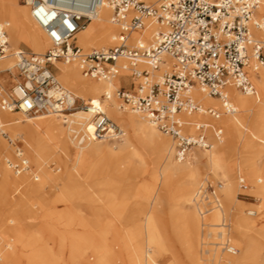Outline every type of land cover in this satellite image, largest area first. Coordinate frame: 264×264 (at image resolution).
Here are the masks:
<instances>
[{"label":"bare ground","instance_id":"1","mask_svg":"<svg viewBox=\"0 0 264 264\" xmlns=\"http://www.w3.org/2000/svg\"><path fill=\"white\" fill-rule=\"evenodd\" d=\"M14 1L0 0V24L7 23L8 36L15 45L25 42L34 52L41 53L48 46L47 36L31 19L25 4L16 8L9 6V3ZM156 1L158 0H154ZM261 1L264 4V0ZM110 15L111 9L105 0L97 11V15L92 17L90 23L88 22L89 24H86L87 26L85 25L75 35L77 44L85 50L113 45L114 35L118 28L110 22ZM116 28L117 31L114 32ZM154 28L152 24L141 32L134 31L130 38L147 40ZM254 31L264 42V32ZM111 32L114 33L111 34ZM54 64L58 69L59 79L63 86L67 87L71 93L73 92L76 98L99 103L104 111L106 109L108 117L121 128L124 135L112 140L113 142H110L112 138H104L77 145L71 138V129L74 126L82 127L84 130L92 129V115L84 109L76 108L67 115V124H65L64 115L21 118L15 116V111L0 110L2 111L0 127L6 125L14 137L19 134L24 136L33 151L30 159L38 166L37 178L33 179L40 180L32 183L27 180L29 171L21 174H15L12 171V174L4 162V165H0V238L12 241V243L7 241L6 246L8 245L10 249L6 254H3L5 244L3 245L0 241L1 264H57V259L52 256L43 237L37 233L36 223L27 220L36 219L38 215L49 220L60 213L74 216L83 209L98 215H111L120 221L129 241L126 248L130 264H152L153 255L167 253L172 256L175 264H181L172 246L174 242L182 246L188 264H202V260L203 264H208V260L212 261L210 264H249V262L264 264L259 260L257 249L253 247V245H258L259 237H264V182L257 178H250L251 186L263 200L259 208V216L254 210H249V214L255 216H244L238 208L237 213L233 214V209L222 206L217 196H215V201H209L211 208L206 209L208 213L201 219L194 210L185 207V204L194 200L198 212L203 215L200 209L202 199L198 190L199 185L194 191L195 184L200 180L201 165L225 181L224 186L220 188V195L226 203L235 204L238 207L235 202L236 190L232 177L235 163L233 159H230V156L235 153V150L231 148L232 136L235 129H238L243 143L242 149L238 151L239 163L242 157L244 172L253 177L255 174L253 154L257 150L255 147H264V139L257 136L255 132L246 135L244 131L247 130L246 124L251 112H254L253 126L255 129L264 127V64L250 73V79L257 91L256 96L245 94L235 87H228L226 95L235 106L236 112L234 114L222 113L227 117L220 118V116L218 119H211V122L202 121L219 124L223 132L225 129L224 137L216 141L208 132L212 140L210 149L191 151L192 148L183 159L184 162L179 159L174 161V143L172 145L169 138L161 136L148 119L126 106L124 108L118 106L114 96L115 86L117 83L121 84L122 78L125 82H129L126 76L127 71H122L120 78L116 76L111 80H98L83 76L75 62L58 60ZM1 70L10 73L16 71L11 54L0 59ZM192 94L203 107L217 108L218 104L221 106L218 97L207 95L197 86L193 88ZM124 110L130 111L129 114H124ZM204 115L184 114V119L201 121ZM243 115L247 116L245 122L240 120ZM189 131L191 132L192 128H189ZM56 149L64 153L61 163L64 171L67 172L68 179L56 193H53L51 187L56 185L58 180L43 167L42 162L46 152L51 153ZM143 149L149 150L150 155H153L152 161L156 166L151 177L160 182L159 191L155 193L154 199L157 203L161 198L168 202V213L171 216L168 221L158 215L157 203L149 204L145 201L154 191V187L142 186L135 192L137 196L131 200L128 190L119 194L118 190L108 188L109 178L99 179L100 171L113 164H120V162L124 163V170L130 168L133 171L145 173ZM7 152H10V147L0 136V154ZM0 156L4 157V155ZM27 159L30 162L28 157ZM236 160L238 161V158ZM81 177L90 180L99 189L90 191L89 188L83 186ZM174 179H180L181 185L173 190ZM45 184L50 192L41 191ZM12 190L20 193L14 202L11 197ZM30 200H36L34 209L29 207ZM80 201L84 202L83 206ZM56 203L66 205L62 207L63 209H57ZM139 213L144 214L142 222L138 220ZM233 221L235 222L234 227ZM51 224L49 221L46 223L44 233L54 234L56 232L53 231ZM204 228H206V236L211 239L210 241L204 240V235L200 237V231L203 232ZM232 231L235 233L236 247L228 241L227 235ZM59 239L64 241L65 237L60 235ZM76 239L77 237L74 236L76 242L72 243L78 247L80 243ZM226 243L228 245L225 249L229 253L222 252L224 248L220 247ZM116 259L109 247L104 246L100 247L97 252L94 264H115Z\"/></svg>","mask_w":264,"mask_h":264},{"label":"built area","instance_id":"2","mask_svg":"<svg viewBox=\"0 0 264 264\" xmlns=\"http://www.w3.org/2000/svg\"><path fill=\"white\" fill-rule=\"evenodd\" d=\"M21 1L51 46L42 53L11 50L8 25L0 24V59L11 54L17 75L10 94H0V110L31 117L64 115L67 124L66 116L78 108V99L57 80L50 68L55 61L75 62L83 76L98 80H111L127 71L131 86L122 83L114 90L120 107L142 114L170 136L176 158L183 160L192 148L211 147L208 132L220 141L223 130L217 123L186 120L182 115L200 113L218 119L222 113L234 114L236 108L226 95L228 87L256 96L250 73L264 64V42L254 31L264 32L261 0H158L156 4L107 0L110 22L118 28L114 43L89 50L77 44L75 35L97 15L105 0ZM152 24L155 28L149 39L130 38L132 32ZM195 86L218 97L221 109L203 107L193 97ZM83 109L92 115V129L74 126L71 138L75 144L123 135L99 103L87 101ZM0 134L7 136L1 127ZM7 139L14 145L13 157L0 156V161L15 174L31 171L21 142ZM31 176L37 178L35 172ZM237 182L241 190L247 189L242 176ZM221 187L222 182L206 181L200 195L214 196L215 188Z\"/></svg>","mask_w":264,"mask_h":264},{"label":"rangeland","instance_id":"3","mask_svg":"<svg viewBox=\"0 0 264 264\" xmlns=\"http://www.w3.org/2000/svg\"><path fill=\"white\" fill-rule=\"evenodd\" d=\"M147 1L152 3V4H156L158 2V1L154 2V0H147ZM20 5H23L21 0H15L12 3H9V6L12 8H16ZM28 12H29V9H28ZM89 23L87 22L86 24L88 25ZM116 31H117V28L114 32H116ZM114 32H111V34ZM75 40H76V36H75ZM8 42H9V47L11 50H13V49H26V50L33 51V49H31L27 45V43H25V42H21L19 45H15L10 40L9 36H8ZM50 46H51V44L49 42L48 46L42 52H44ZM109 46L110 45H108L106 47H109ZM95 48H100V47H95ZM50 68L54 72V74L56 75L57 80H59V82H60L59 75H58V69L55 67V64L52 65ZM119 78H120V76H119ZM123 80L124 79H122V81ZM122 81H121V83H122ZM16 82H17L16 71L12 72V73H10L9 71H5V70L0 71V93L2 95L3 94H10V92H11L12 88L15 86ZM130 82H131V79H129L128 83L125 82V80H124V84H126L127 88H129L131 86ZM119 85H121V84L117 83L115 86V89ZM65 88H67V87H65ZM256 94H257V91H256ZM114 96L116 97V102H117L118 106H120L121 99H119L115 93H114ZM77 99H78L77 100L78 109H83V104L86 103V101L81 99V98H77ZM217 108L221 109V106L218 104ZM102 109L104 110V108H102ZM2 111L0 112L1 115H2ZM129 112L130 111H128V110H124V114H129ZM105 113L107 114L106 109H105ZM130 114H132V113H130ZM15 116H20L21 118H27L26 115H23L20 112H16ZM107 116H108V114H107ZM182 116L184 117V115H182ZM225 116H226L225 114H221L220 118L225 117ZM211 119H214V118L205 114L202 117L201 121L211 122ZM246 119H247V116L245 117V115L240 117V120L242 122H245ZM248 119L249 120L246 124L247 130L244 131V133L246 135H249V134L251 135L252 132H255L257 134V136L264 139V127L260 128V129H258V128L255 129V127L253 126L254 125V123H253L254 122V112H251L250 117ZM2 122L4 123V121H2ZM1 130L6 132V134H7V136L1 135V134H0V136L6 141V143H8V146L10 147V152L0 154V155H4V157H13L14 145L11 142H9V140L7 139V138H11V139H14L15 141L21 142L20 144L23 146V149L25 151V155L30 159V155L33 151L29 147L24 136L21 134H19L17 137L12 136V134L8 131L6 125H1ZM156 130L161 136L169 138L172 145H173L174 141L170 136L161 133L158 129H156ZM224 133H225V129L223 132V137H224ZM123 135H124V133H123ZM239 135L240 134H239L238 129H235L234 134L232 136V146H231V148L235 150V153H233L232 156H230V159H233L234 163H235V169L233 171L232 177L234 179L233 181L235 182V190H236L235 202H236V205L238 207H236L235 204L226 203L223 200L222 196L220 195V189L215 188L214 196L211 195L210 193H208L207 198L201 197L202 202H200V209H201V211H203V215L200 214V212H198L199 210H197L198 207L194 203V200L191 203L185 204V207H188V208H191L192 210H194L200 219H201V217L203 218L205 216V214L208 213V211L206 212V209L211 208L210 207L211 203H209V201L210 200L215 201V198H216L215 196L219 197V202H221L222 206L224 205L226 208H232L233 214L237 213V208H238L240 210V213L244 216H247V217L255 216V215L249 214V210L256 211L257 216H259V214H258L259 208L262 206L263 200L261 198V195L255 190V188H253L251 186V179L250 178H257L259 181L264 182V147H255V149H257L255 151V153L253 154V163H254V168H255V174L253 177L248 176L244 172L243 167H242V157H241V162L239 163L238 151L240 149H242V145H243L242 140L240 139ZM209 139H210V137H209ZM112 140H114V139H110V142H113ZM255 140H257V139H255ZM211 142H212V140H211ZM174 149H175V147H174ZM143 150H144V155H145V160H144L145 161L144 167L146 169L145 173H141L139 171H133L130 168L124 170V163L120 162V164H113L112 166H110L106 169L104 168L102 171H100L101 173L99 175V179L103 180V179L109 178L110 184L108 185V188H110L112 190H118L119 194H122L120 192H124V190H128L129 197L131 200L134 199L135 196H137V194L135 192L139 188L141 189L142 186H145V187H151L152 186V187H154V191L149 194L148 198L145 201L148 202L149 204L150 203L154 204V202L157 203V201H155V199H154L155 198L154 195H155V193H157L159 191L160 182H159V180H154L151 177V174L154 171V167L156 166L155 163L152 161L153 155H150L151 152H149V150H147V149H143ZM197 150L200 151L202 149L195 147L191 151H197ZM62 157H64V153L60 149H56L51 153L46 152V155H45L43 162H42L43 167L46 170H48V172L52 176L57 178V180H58L57 184L52 185L53 187H51V189H53V191H51V192H53V193H56L59 190V188H61L62 184L65 183L68 179L67 172L64 171V168H63L62 163H61ZM173 158H174V161H177L175 152H173ZM237 158H238V161L236 160ZM182 162H184V160ZM29 163L31 165V171L28 172L29 176H27L28 177L27 180L32 182V183L39 182L40 180H34L31 176V172H35V173L37 172L38 173L37 164H35V162H33L31 159H30ZM0 165H4L3 161H0ZM200 172H201L200 180H199L200 182L198 181L195 184L194 191L197 190L196 188L199 185L198 190H199V192H201V189L205 185L206 181H210V182L215 183V184L217 182H222V186H224L225 181L223 179H221L220 177L215 176L206 167L201 165ZM10 173L13 174L11 169H10ZM238 176H242L245 179V181L248 185L247 189L241 190L238 187V182H237ZM82 184H83V186L89 188L90 191H96L99 189V187L93 185L90 180L83 179ZM180 185H181L180 179H178V180L174 179L173 180V183H172L173 190L177 189ZM41 191L45 192V193H46V191H49V187L47 186V184H45L43 186V189ZM19 195H20V193L17 192V190H12L11 191L12 201L13 202L16 201L18 199ZM192 195H193V193H192ZM28 203H29V207H32L34 209V206L36 205V200H30ZM80 204L83 206L84 202L80 201ZM193 204L195 205V207ZM56 205L58 207L57 209H63L62 207L66 204L56 203ZM156 206H157L158 215H160V217L163 218L164 220L168 221L171 218V216L168 213V202L166 201V199L161 198L160 202H158ZM137 217H138V220L140 222H142L144 219V214L139 213L137 215ZM27 221H30L32 223H36V228L38 231L37 233L43 237L45 243L47 244L46 246L51 250L52 256L57 259V264H94L97 252L99 251L100 247L102 248L104 246H108L109 249L111 250V252L117 258L115 264H124V263L130 264L128 261V256H127L128 250L126 248L129 245L128 237L122 228V224H120V221L117 218H115L114 216L105 215V214L98 215V214H96L90 210L83 209L81 212H79V214H76L74 216H68L66 214L60 213V215L56 214V215H54V217H51L48 220L44 216L38 215L36 217V219L30 218ZM48 221H49V223H52L51 225L53 227V231H56V232H54V234L44 233V230H45L44 227ZM223 222L225 223V221H223ZM234 224H235V222L233 221V227H234ZM200 229H201V226H200ZM57 231H58V233H57ZM60 235L65 237L64 241H61L59 239ZM202 235H204V240H209V241L211 240V239H209L208 236H206V228H204L203 232L200 231V237ZM74 236H75V238L77 237V239H78L77 242L80 243V245H78V247H77V245H74L72 243L75 241ZM85 236H86V238H85ZM70 237L72 238V240ZM227 237L229 238V240H228L229 243H231L232 246L236 247L237 243H236V237H235L234 231L229 233L227 235ZM83 239H85V240H83ZM68 240H69V242H68ZM80 240L82 241V243ZM86 240L88 242H85ZM0 241L2 242L3 245L5 244L4 245L5 249H4L3 254H6L8 252V250L10 249V248L8 249V245L6 246L7 241L9 243L10 242L12 243V241L10 239L6 240V238H4V239L0 238ZM172 246L178 255V261L181 264H188V262L185 258L186 256H184V254H183L182 246L179 245L177 242L172 243ZM220 247L224 248V251H222V252L229 253L225 249L226 245H220ZM253 247L256 248L257 253H259V260L262 263H264V237H259L258 245H253ZM156 255H153L152 264H154V263L155 264H169L171 262H172L171 264H175L173 262V258H171L172 256L168 253L163 254V255H158V254H156ZM203 255L206 256L205 254H203ZM203 255H202V257H204ZM211 262H212L211 260L207 261L208 264H210ZM201 263L203 264V260L201 261ZM249 264H252V263L249 262Z\"/></svg>","mask_w":264,"mask_h":264},{"label":"crops","instance_id":"4","mask_svg":"<svg viewBox=\"0 0 264 264\" xmlns=\"http://www.w3.org/2000/svg\"><path fill=\"white\" fill-rule=\"evenodd\" d=\"M110 46H111V45H110ZM122 79H123V78H122ZM128 80H129V77H128ZM122 83H124V80L122 81ZM122 83H121V84H122Z\"/></svg>","mask_w":264,"mask_h":264}]
</instances>
